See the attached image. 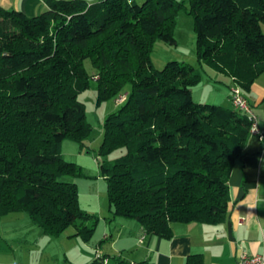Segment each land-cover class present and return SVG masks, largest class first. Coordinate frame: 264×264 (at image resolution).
I'll return each mask as SVG.
<instances>
[{"label":"trees","instance_id":"1","mask_svg":"<svg viewBox=\"0 0 264 264\" xmlns=\"http://www.w3.org/2000/svg\"><path fill=\"white\" fill-rule=\"evenodd\" d=\"M46 3L34 16L0 6V216L24 211L46 234L72 225L90 239L93 215L79 207L75 181L64 179L82 175L81 166L60 146L70 139L83 147L90 137L77 95L94 77L98 101L132 85L104 120L98 149L102 156L125 149L99 163L112 213L165 238L174 222L224 221L228 178L251 122L233 106L195 102L191 88L201 74L193 65L153 66V42L176 43L171 26L182 3ZM189 11L201 67L248 91L264 73V0H190Z\"/></svg>","mask_w":264,"mask_h":264},{"label":"crops","instance_id":"2","mask_svg":"<svg viewBox=\"0 0 264 264\" xmlns=\"http://www.w3.org/2000/svg\"><path fill=\"white\" fill-rule=\"evenodd\" d=\"M86 1L92 3L95 0ZM0 6L34 16L43 12L47 3L46 0H0ZM261 29L264 31V22L261 23ZM218 75H223V83H226L219 102L233 106L230 100L232 79L224 74ZM242 94L256 116L259 132L264 135V73L256 77L250 89L242 91ZM78 164L85 171L83 163ZM227 184L229 201L224 221L215 224L174 222L171 224L172 234L169 238L146 232L134 218L114 215L110 205L107 209L111 218L101 216L99 211L93 213L96 220L99 217L108 219L104 224L103 239L111 240V248L117 254L112 257L114 263L231 264L242 251L264 254V138L260 139L258 134L250 133L243 147V155L234 161ZM22 219L30 221L27 222L28 230L44 242L53 243L55 237H66L61 235L67 227L58 235H49L30 217L23 216ZM2 230L3 226L0 225V264H30L31 260L26 258L24 249L10 245V241L2 238ZM68 237L79 238L85 243L90 241L77 235L75 227ZM102 256L107 258L108 264V255Z\"/></svg>","mask_w":264,"mask_h":264},{"label":"rangeland","instance_id":"3","mask_svg":"<svg viewBox=\"0 0 264 264\" xmlns=\"http://www.w3.org/2000/svg\"><path fill=\"white\" fill-rule=\"evenodd\" d=\"M142 1L136 0L137 3H142ZM177 1L181 2L183 6L173 15L171 31L176 43L168 44L156 39L151 47L152 64L157 69H161L170 60L193 65L201 74L200 82L191 88L193 90V100L200 103L219 104L221 94L225 88L223 83L225 78L207 66L201 67L196 55L193 16L189 11L190 0ZM84 65L89 74L94 73V68L88 60L84 62ZM131 87V83L127 82L121 94L128 96ZM77 98L84 104L86 119L92 126V132L83 147L70 139L62 141L60 151L63 157L67 161L77 164L81 162L85 167V171L81 168L82 175L79 177L66 176L64 179L69 181H75L74 179H76L79 207L81 209L91 215L99 211V213H102L101 216L111 218L112 215H108L107 209L109 206L107 184L105 178L101 175L98 164L118 158L125 153V149H117L106 156L99 155L98 149L103 139L102 125L104 120L109 114L116 112L121 104L116 105L114 98L98 101L97 82L94 77H91L89 84L79 91ZM223 105L229 106L226 102ZM94 215L87 222L88 225L95 223L93 236L87 243L79 238L68 239V235L73 233L74 230L71 225L63 231L61 236H66L64 239L63 237H60L62 239L55 237L56 241L53 243L42 241L32 231L28 230L27 222L30 221L25 222L22 218L23 216L29 218V216L24 211L9 212L0 216V225L3 226L1 236L10 241V245L24 249L26 258L31 260L30 264H89L97 254L101 256L108 255V264H115L112 257L117 254L113 252V247L111 248V240L103 239V228L108 219L104 220L98 216L99 219L96 220Z\"/></svg>","mask_w":264,"mask_h":264},{"label":"built area","instance_id":"4","mask_svg":"<svg viewBox=\"0 0 264 264\" xmlns=\"http://www.w3.org/2000/svg\"><path fill=\"white\" fill-rule=\"evenodd\" d=\"M126 97V94H119L114 100L115 104H122L126 100ZM230 100L234 108L239 109L248 115L251 122L250 133L258 134L260 139L264 138V135H262L257 128L256 116L239 87L234 86L231 88ZM95 258L97 260L96 264H107V259L105 257L97 254ZM231 264H264V254H248L242 251L239 257Z\"/></svg>","mask_w":264,"mask_h":264}]
</instances>
